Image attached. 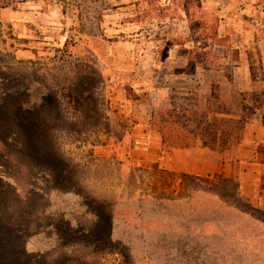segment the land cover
<instances>
[{
    "label": "rangeland",
    "instance_id": "374dc122",
    "mask_svg": "<svg viewBox=\"0 0 264 264\" xmlns=\"http://www.w3.org/2000/svg\"><path fill=\"white\" fill-rule=\"evenodd\" d=\"M188 39L212 86L176 101L228 152L241 116L264 126V0H0V264H264V188L241 211L161 202L171 175L135 162L123 99L183 83Z\"/></svg>",
    "mask_w": 264,
    "mask_h": 264
},
{
    "label": "crops",
    "instance_id": "0c3cea01",
    "mask_svg": "<svg viewBox=\"0 0 264 264\" xmlns=\"http://www.w3.org/2000/svg\"><path fill=\"white\" fill-rule=\"evenodd\" d=\"M198 44H201L200 39H188L185 42L173 40L167 52L168 58L184 68L183 70H172L170 77L172 76L174 80H184L183 83H175L171 86H138L142 89L144 98L132 101L123 99L124 111H127L128 115H133L137 120L133 135L135 141L140 144H136L133 153L135 162L137 165L145 164L144 167H147V164L157 165L159 171H165L171 175V178L167 180V188H169L166 189L167 198H159L161 202L164 199H167L169 203L172 201L193 202L206 198L216 200L228 210L241 211L242 208L234 205V202L253 203L249 199L252 193L248 187H261L259 191L264 188L259 179L249 183V178L245 177L249 174H256L261 180V175H263L261 172L264 169V159L260 158L262 153L260 146H264V126L261 123L246 121L239 142L228 152L222 150L218 144L210 146L203 141L187 147L170 146L164 142L159 131L157 114L169 109L180 111L185 108L187 114H191L190 104L185 103L184 105L176 99L183 101L188 95L201 92L203 88L201 86H212L206 83L205 76L214 67L208 58H202V54H200L201 60L199 59L196 50ZM182 47L189 49L187 55L182 51ZM142 53L144 54L141 57L143 59L147 58L146 56L150 53L155 56L154 51L141 49ZM188 65L192 68L189 71L185 70ZM220 68L224 71L223 66ZM249 68L245 65L242 68L233 65L234 73H238L241 69L245 76L250 73ZM204 92L207 94L208 88ZM130 107L133 109L129 111ZM153 182L156 183L154 180Z\"/></svg>",
    "mask_w": 264,
    "mask_h": 264
},
{
    "label": "trees",
    "instance_id": "16d2710c",
    "mask_svg": "<svg viewBox=\"0 0 264 264\" xmlns=\"http://www.w3.org/2000/svg\"><path fill=\"white\" fill-rule=\"evenodd\" d=\"M186 110V108L180 111H176V109H169L163 112L161 122L159 124V131L163 137L164 142L170 146L187 147L195 145L198 142V138H202V141L210 146H215L217 144L219 145V147L222 146L219 141H214V143L210 142L209 139L206 138V136L203 134V132L197 131L196 134L193 135V133L188 129L190 127L187 120L189 118V114L187 115ZM180 112L182 114V119L184 120H179L178 113ZM241 117L240 120L243 122V126L241 128L243 130L246 121ZM216 137L217 140L220 139L219 135ZM239 137L241 138V136ZM228 142L229 141L226 140V143Z\"/></svg>",
    "mask_w": 264,
    "mask_h": 264
}]
</instances>
